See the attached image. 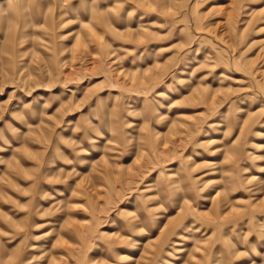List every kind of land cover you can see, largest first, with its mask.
<instances>
[{
  "label": "rangeland",
  "instance_id": "374dc122",
  "mask_svg": "<svg viewBox=\"0 0 264 264\" xmlns=\"http://www.w3.org/2000/svg\"><path fill=\"white\" fill-rule=\"evenodd\" d=\"M0 264H264V0H0Z\"/></svg>",
  "mask_w": 264,
  "mask_h": 264
}]
</instances>
